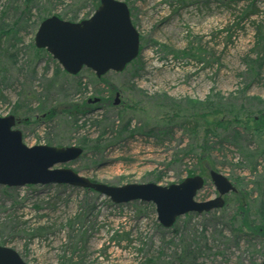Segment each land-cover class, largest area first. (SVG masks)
Wrapping results in <instances>:
<instances>
[{
  "label": "rangeland",
  "instance_id": "374dc122",
  "mask_svg": "<svg viewBox=\"0 0 264 264\" xmlns=\"http://www.w3.org/2000/svg\"><path fill=\"white\" fill-rule=\"evenodd\" d=\"M31 1V15L17 40L0 47V116L10 114L17 102L22 117L25 107L39 103L56 102L60 111L52 120L16 126L27 146L85 145L78 159L54 167L111 185H168L199 174L205 183L195 196L198 201L216 192L206 170L200 171L202 154L238 189L251 193V218H260L264 156H257L258 171L253 173L240 149L264 147V140H252L240 130L247 115L264 113V37L259 45L255 39V24L264 22V0H123L139 32L141 51L133 65L104 74L115 87L109 103L99 97L104 107L88 102L99 96L97 90L106 95L91 69L55 74L58 62L33 47L39 14L78 21L93 14L92 0ZM252 2L258 12L247 15ZM20 8L21 0H0V17L11 25ZM116 95L122 102L113 105ZM216 102L234 108L239 119L218 129V135L203 136V126L195 134L182 113L171 123L160 120L161 111L187 114L199 104ZM228 116L225 112L224 118L232 119ZM127 120L125 131L113 139ZM234 130L241 137H233ZM3 187L0 242L29 264H66L68 257H81L80 264H258L264 255V239L241 230L233 199L220 209L182 215L164 228L150 202L112 204L65 184ZM74 242L81 247L78 256H70Z\"/></svg>",
  "mask_w": 264,
  "mask_h": 264
},
{
  "label": "water",
  "instance_id": "95a60500",
  "mask_svg": "<svg viewBox=\"0 0 264 264\" xmlns=\"http://www.w3.org/2000/svg\"><path fill=\"white\" fill-rule=\"evenodd\" d=\"M34 44L49 52L69 74L88 68L96 77H101L109 71H122L135 59L140 38L126 2L99 0L88 18L69 21L51 15L41 20ZM16 123L13 114L0 116V185L3 186L65 184L95 191L114 204L150 202L155 206L157 222L164 228L172 227L178 217L187 213L220 209L225 204L223 196L238 192L234 182L207 163L204 166L217 196L202 201L195 199L204 185V178L199 174L168 185L153 182L111 185L92 180L71 168L54 167L78 159L83 153L81 146H27ZM0 264L29 263L12 247L0 244ZM259 264H264V257Z\"/></svg>",
  "mask_w": 264,
  "mask_h": 264
},
{
  "label": "trees",
  "instance_id": "16d2710c",
  "mask_svg": "<svg viewBox=\"0 0 264 264\" xmlns=\"http://www.w3.org/2000/svg\"><path fill=\"white\" fill-rule=\"evenodd\" d=\"M32 1L31 0H21V8L19 9V13L18 16L16 18V20L14 21L13 24L8 25L3 21V17H0V47L2 45H4L5 43L12 45V43L10 42V39L12 38L13 40H17V34L20 32V29L22 28L21 26L26 25V21L29 19L30 17V12H31V6H32ZM99 0H92V4H93V10L96 9V7L98 6ZM250 10L249 12H247L246 14H253V13H257L258 10L255 7V3L252 2L251 4H249ZM130 9V8H129ZM41 12V11H40ZM130 14H131V10H130ZM50 15L46 14V15H42L39 14L37 16L38 18V23L37 20L34 22L33 20V25L37 23L36 26H38L39 22L41 20H43L44 18L48 17ZM59 17L63 18V16L58 15ZM88 16V15H87ZM64 19V18H63ZM69 21H75V18H69L67 19ZM22 24V25H21ZM255 39H256V45H259L264 37V22L259 23V24H255ZM34 49L36 50L37 54L39 55V53L41 51H44L42 49L36 48L35 45H33ZM141 50V47H140ZM139 56V55H138ZM136 57L134 60H132L129 64L133 65L135 62L138 61L139 57ZM261 61V58H258V62ZM128 64V65H129ZM55 74H60V73H65L67 74V72H65L58 64L55 67L54 70ZM94 81L96 82H100L103 83V85H105L106 87V95L102 94L99 90L96 91V94L99 95L98 97L102 98L104 102L109 103V94H112V92L114 91L115 87L113 85H111L110 83H108V81H106L104 79V75L101 77H96L95 75H92ZM81 87V82H78V90H80ZM29 99H36V97H30ZM55 103L52 104H41L39 103L36 107H25L26 108V115L24 117L19 116L18 110L19 108H21V104L19 102L15 103V105L13 106L12 110H11V114H13L16 118H17V124L16 126L20 125V124H34L37 123L39 119H44V120H52L53 118H55V116L59 113L60 110H57ZM209 106L208 107H203V105H207L206 104H199L197 108H194L193 110L187 111L188 113L186 114V112L180 111V109H175V110H171L170 112L168 111H161L160 116V120H163L165 123H171L178 115H180V113H182L183 115L185 114L187 117H185L186 119L184 120V124L186 121V124H191V128H192V132H194L195 134H197L196 130H199L201 126H203V136L204 134L207 135L209 133L218 135V129L222 128L223 130H225L227 128V126L231 125L233 122H236L237 120H239L237 118V111L234 108L228 107V106H223L221 102H216L213 104V106L208 103ZM83 105V104H82ZM126 105V104H125ZM124 105V106H125ZM80 107L79 104H73V107ZM102 106V105H101ZM104 107V106H102ZM227 112L228 113V117L232 116V119H228V118H224V113ZM170 114V115H169ZM250 114V113H247ZM193 116V117H189V116ZM201 119V120H199ZM253 121V122H252ZM129 120H127L126 122H124L123 124H121L119 126V128L116 131L115 136L113 137V139L119 138L120 136V132H124L125 128L128 126ZM114 123H112L113 125ZM242 124V130L241 133H244V131L246 132L247 135H250L252 138V140H264V113L260 112L259 116H257V118L255 117H251L250 115H247V117L245 118V121ZM205 125V128H204ZM206 129V130H205ZM151 129H149L148 131H150ZM105 131V130H104ZM233 137H241L240 133L236 130H234V135ZM204 143V141H203ZM205 144V143H204ZM48 145L49 142H48ZM83 148V151L85 150V145H81ZM191 149V150H189ZM188 152L192 151V148H189ZM242 152V155L246 158V161H248L251 165L248 167V169L253 172V173H257V168H256V162L255 160L257 159V156H264V147H256L253 150H249V149H240ZM200 161H204L202 163V166L200 168V171H204V164L208 163L210 165V167L213 166V162L211 160H208L207 158H204L202 156V154L199 155L198 158ZM193 171H189V173H191ZM258 177H260V173H258ZM94 180V179H92ZM255 185L259 187V184L257 182H255ZM4 189H12L11 187H3ZM85 191H90L93 192L91 190H87L84 189ZM95 193V192H94ZM97 194V193H96ZM250 194L249 192H244L243 190L239 189V191L236 194H233L236 198H229L227 200V203L229 202V200L233 199L235 201V206H236V210H235V214L239 216V218L241 217L240 220H238V224L240 227H242L241 230H243V228L247 229L246 230V235H255V236H261V238L264 239V205H261L259 207V209L257 210V214L260 216L259 219H254L251 218V208L252 205L250 204ZM232 200V201H233ZM77 219H79V216L76 217ZM240 228H237V232H239ZM118 234V233H116ZM120 238H127L126 235H118ZM254 236V237H255ZM83 236L80 235L78 237V240H83L82 238ZM252 237V238H254ZM250 240V239H248ZM0 244L4 245V242H0ZM76 242L73 243L72 248H71V254L72 255H77L79 254V251L81 250L80 246H76ZM264 257V255H263ZM68 261L66 262V264H80V262H82V258L79 257L78 260L77 258L75 259L74 257H68L67 259ZM61 264H65V263H61ZM140 264H145L143 262H141ZM259 264V263H258Z\"/></svg>",
  "mask_w": 264,
  "mask_h": 264
},
{
  "label": "flooded vegetation",
  "instance_id": "af4514ba",
  "mask_svg": "<svg viewBox=\"0 0 264 264\" xmlns=\"http://www.w3.org/2000/svg\"><path fill=\"white\" fill-rule=\"evenodd\" d=\"M117 94V93H116ZM114 104H117V103H121L122 101H121V99H118V97H117V95H116V97H114ZM97 104H100V100L97 102ZM100 105H102V106H104L102 103L100 104ZM211 168V167H210ZM206 170V172L208 173V171H207V169H205ZM229 195V194H228ZM215 196H217V193H215ZM223 198H224V201H225V204H227V200L229 199L228 197H227V195H225V196H223Z\"/></svg>",
  "mask_w": 264,
  "mask_h": 264
}]
</instances>
